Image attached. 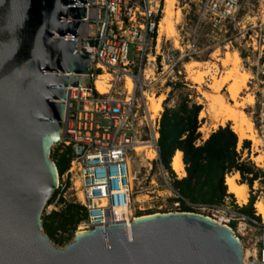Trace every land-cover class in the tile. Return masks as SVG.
<instances>
[{
	"label": "water",
	"instance_id": "water-1",
	"mask_svg": "<svg viewBox=\"0 0 264 264\" xmlns=\"http://www.w3.org/2000/svg\"><path fill=\"white\" fill-rule=\"evenodd\" d=\"M83 5L0 0V264H264L244 263L232 228L196 212L76 232L62 249L43 233L66 88L90 87L89 57L75 46Z\"/></svg>",
	"mask_w": 264,
	"mask_h": 264
},
{
	"label": "built area",
	"instance_id": "built-area-1",
	"mask_svg": "<svg viewBox=\"0 0 264 264\" xmlns=\"http://www.w3.org/2000/svg\"><path fill=\"white\" fill-rule=\"evenodd\" d=\"M151 2L86 0L83 5L85 19L78 25V32H82L76 37V49L89 57L90 87L68 90L62 138L51 149L54 165L61 155L68 158L66 170L57 177L55 190L58 197L67 190L73 191L74 203L85 209L86 218L77 226L80 231L123 223L117 212L131 209L134 179L131 164L133 157L142 152L136 148L142 146L152 151L154 157L149 161L153 160L163 170L155 138L159 120L150 119L147 97L142 91L147 80L145 71L137 75L131 71L134 59L138 66L144 58L148 59L147 50L154 65L158 62L163 67L166 61L171 63L162 53L158 37L161 10L159 4L153 8ZM239 6L238 0H203L196 13L197 24L220 31L236 23ZM99 74L109 76L104 94L95 92L91 84ZM125 79L130 81V89L124 87L122 93L116 92L117 83ZM137 91L141 94L139 98ZM195 209L229 227L235 222L237 230L258 227L264 263V219H249L223 207V211L216 206ZM254 216L258 217L255 213ZM134 217L130 214L128 219Z\"/></svg>",
	"mask_w": 264,
	"mask_h": 264
},
{
	"label": "rangeland",
	"instance_id": "rangeland-1",
	"mask_svg": "<svg viewBox=\"0 0 264 264\" xmlns=\"http://www.w3.org/2000/svg\"><path fill=\"white\" fill-rule=\"evenodd\" d=\"M151 1L153 8H156L159 4L161 10V12L159 11V14H161L160 21L164 17V11L167 10L173 32L169 34L162 31V28L161 32H158L162 53H164V56L169 57L171 63L166 61L162 67L156 61L157 63L154 65L147 50L148 59L144 58L139 66L134 59L135 66L131 67V71L136 75L140 74L141 70L145 71L147 80L145 82L146 86L142 90L145 96L160 97L158 103L161 110L154 113L153 118H157L162 113L164 106L168 108L176 107L181 99L187 96L191 102L202 106L203 117H198V121H200L198 132L203 141L205 140V134L208 133L209 135L218 127H224L227 123L230 124V128L232 126L231 120H228L224 122L223 126L216 124V129H213L215 114L224 112L223 109L220 110L219 108L210 109L207 99L219 95L226 104L230 105L232 110L245 113L251 120L255 132L260 138V144L252 147L250 142L249 160L256 168L263 169L264 62L262 61L264 60V0H238L240 6L236 23L227 25L220 31H212L203 24H197L196 13L203 0H171L172 7L166 4L165 0ZM153 52L152 49L151 53L153 54ZM190 74L199 77L200 83L194 84L189 79ZM91 84L94 87V80ZM125 84L126 79L124 82L123 80L118 82L116 92L122 93L124 87L129 90L131 86L128 88ZM217 87L218 91H215ZM229 88L238 89L234 100H231L228 96ZM136 96L137 98L141 97L139 91L136 92ZM145 133H148L147 130H145ZM243 140L245 139L238 141V151ZM145 150H142L139 156H134L132 159L131 167L134 179L132 180V197L130 201L131 214L138 217L153 213L178 211L179 205L174 202L177 195L170 187L172 180L170 171L177 179L184 176L179 177L176 175L171 167L169 171L164 168L161 170L156 162L153 160L150 162L146 159ZM245 156L246 153H244ZM257 156L262 159H257ZM229 176H233V174ZM234 181L238 183L239 177ZM246 192L247 202L250 195L255 197L254 204L264 202V184L255 181L251 192L248 187ZM227 193L230 194L228 191ZM60 195L68 202L75 201L74 192L71 190H67ZM254 204L252 206L254 213L258 215ZM241 206L243 205L237 203L232 195L227 197L223 204L216 207L220 211H223L221 209L223 207L237 213L235 207L240 208ZM58 209L55 204H50L45 206L42 215L48 214V211ZM195 212L200 213L201 211L195 209ZM258 217L261 221L262 217L260 215ZM231 226L241 243L243 262H261L262 244L259 228L245 226L237 230L235 229V222ZM76 232H80V229L76 228ZM58 237L59 235H56L54 238L58 239ZM66 243L65 241L61 246L56 244L54 246L62 249Z\"/></svg>",
	"mask_w": 264,
	"mask_h": 264
},
{
	"label": "trees",
	"instance_id": "trees-1",
	"mask_svg": "<svg viewBox=\"0 0 264 264\" xmlns=\"http://www.w3.org/2000/svg\"><path fill=\"white\" fill-rule=\"evenodd\" d=\"M264 62V60L262 61ZM202 106L191 102L187 96L173 108L163 107L158 121L157 151L161 165L169 171L171 159L176 151L181 153L185 176L172 177L170 187L177 195L174 200L178 211L195 212L196 207L219 206L225 202L227 193L225 177L237 173L239 184L252 190L255 181L264 184V168L258 169L249 160L250 141L243 140L237 150L238 138L230 124L218 127L205 140L198 132V114ZM244 153L246 156L244 157ZM68 158L61 155L55 167L60 176L67 167ZM54 190L46 206L55 204L59 209L42 215V231L56 245L72 240L79 223L86 218L85 209L74 202H68ZM255 197L250 195L246 205L235 207L236 211L249 219L254 216ZM61 235L55 239L56 233ZM66 235V237H63Z\"/></svg>",
	"mask_w": 264,
	"mask_h": 264
},
{
	"label": "bare ground",
	"instance_id": "bare-ground-1",
	"mask_svg": "<svg viewBox=\"0 0 264 264\" xmlns=\"http://www.w3.org/2000/svg\"><path fill=\"white\" fill-rule=\"evenodd\" d=\"M165 1H166V4H169V6L172 7L171 0H165ZM161 22H162V26H161ZM158 28H159L158 29L159 32H161V28H162L163 29L162 31H165L169 34L173 33L171 22L169 21V13L167 12V10L164 11V17L160 21ZM79 32H82V31H79ZM79 32H78V26H77L75 37H77ZM75 46H78V39L77 38H76ZM144 74H145V72H144ZM107 77L108 76L106 74H101V75L97 76L94 80V88L99 94H104L108 90L109 86L107 84ZM145 79H147V76L145 77ZM189 79H191V81L194 84L200 83V78L194 77L192 74H190ZM125 85L128 88L131 86L130 81L128 79H126ZM69 89H70L69 87L66 88V92H68ZM237 90L236 89L233 90L231 88L228 89V96L231 100L235 99L236 94H237ZM215 91H218V87L215 88ZM159 98L160 97H158V98L147 97V99H146L148 101L147 111L150 115V119H153L154 113H158V111L161 110L160 105L158 103V102H160ZM207 100H208V106L210 109L213 110L215 108H219L220 110L223 109V112H224V113H221V112L218 113L217 112L218 114H215V117H214L215 125H213V129H216V124H218L219 126H223L225 121L231 120V122H232L231 130L237 135L238 141H240L242 139L248 140L251 142L252 147H255V146L260 144V138L257 136V134L253 128V124H252L251 120L246 116L245 113H243L239 110L238 111L232 110L230 108V105L226 104L225 101L223 100V98L220 97L219 95L214 96V97H209ZM233 106H234V104H233ZM198 117L199 118L203 117V113L201 111L199 112ZM207 137H208V133L205 134V139ZM155 138L157 139V135L155 136ZM145 149H146V147L140 146V147L136 148V151L139 152V151H142ZM145 156H146V159H148V160L153 159V157H154L153 152L150 151L149 149L145 150ZM260 158H261L260 156H257V159H260ZM170 167H171L172 171L174 173H176V175H178L179 177L185 176L184 166H183L182 161H181V153L179 151H176L174 153V155L171 159V162H170ZM238 177L239 176L237 173L233 174V176L227 175L225 177V185L227 187V191L235 197L237 203H239L240 205H244L247 202V192H246L247 186L245 184L236 183L234 181V179H236ZM254 207H255L258 215H260L262 217V219H264V202H256L254 204ZM117 213H118V215H120V217H121L123 223L126 225V227L129 228L132 220L130 221L128 219V217L131 214V211L129 209H123L121 211H118ZM77 233H79V232H77Z\"/></svg>",
	"mask_w": 264,
	"mask_h": 264
},
{
	"label": "crops",
	"instance_id": "crops-1",
	"mask_svg": "<svg viewBox=\"0 0 264 264\" xmlns=\"http://www.w3.org/2000/svg\"><path fill=\"white\" fill-rule=\"evenodd\" d=\"M158 117H160V114H159V116Z\"/></svg>",
	"mask_w": 264,
	"mask_h": 264
}]
</instances>
